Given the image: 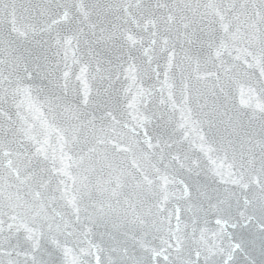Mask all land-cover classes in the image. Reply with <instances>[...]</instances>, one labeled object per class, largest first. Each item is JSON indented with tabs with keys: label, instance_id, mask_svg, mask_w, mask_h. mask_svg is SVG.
<instances>
[{
	"label": "snow or ice",
	"instance_id": "1",
	"mask_svg": "<svg viewBox=\"0 0 264 264\" xmlns=\"http://www.w3.org/2000/svg\"><path fill=\"white\" fill-rule=\"evenodd\" d=\"M0 264H264V0H0Z\"/></svg>",
	"mask_w": 264,
	"mask_h": 264
}]
</instances>
